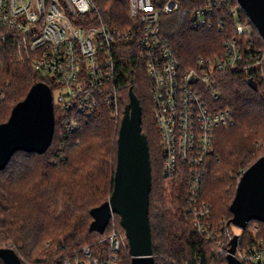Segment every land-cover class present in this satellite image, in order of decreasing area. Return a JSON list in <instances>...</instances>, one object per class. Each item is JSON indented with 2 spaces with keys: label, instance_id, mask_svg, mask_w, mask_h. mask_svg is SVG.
<instances>
[{
  "label": "trees",
  "instance_id": "trees-1",
  "mask_svg": "<svg viewBox=\"0 0 264 264\" xmlns=\"http://www.w3.org/2000/svg\"><path fill=\"white\" fill-rule=\"evenodd\" d=\"M95 2L99 20L121 29L134 24L129 0ZM207 4L208 0H181V7L165 14L161 21L162 33L185 70L208 72L210 63L224 54L227 39L236 38L246 46L256 45L264 51V39L254 24L250 32L239 33L237 16L247 22L249 16L237 0L216 5L211 26L193 27L192 11ZM121 52L117 80L121 88L119 113L102 103L93 116L83 120L80 128L64 134L55 109L56 130L48 150L45 153L19 150L0 170V247L15 249L24 264H62L66 258H82L85 246L94 255L104 256L108 251L107 238L114 229L127 239L118 214L113 215L116 227L112 217L104 233L91 231L90 225L91 209L107 201L114 188L119 128L132 87L142 105L143 131L150 147V221L155 264H227V255L218 252L217 242L199 233L186 212V180L164 177L150 79L135 43L123 44ZM215 76L217 86L213 92L220 94L217 102L233 109L236 123L216 132L202 199L212 206L213 226L222 230L226 224L225 241L229 248L236 234L230 205L240 171L264 153V149L260 153V143L264 142V74L258 70ZM250 78L257 82L256 88L249 84ZM39 81L54 90L49 78L0 43V123L9 119L13 107ZM255 223L262 224L251 220L249 227ZM121 258L122 264H132L128 240ZM0 264H5L1 257Z\"/></svg>",
  "mask_w": 264,
  "mask_h": 264
},
{
  "label": "built area",
  "instance_id": "built-area-1",
  "mask_svg": "<svg viewBox=\"0 0 264 264\" xmlns=\"http://www.w3.org/2000/svg\"><path fill=\"white\" fill-rule=\"evenodd\" d=\"M129 1L134 24L121 29L97 18L100 12L95 0H0V43L52 81L54 107L64 134L80 128L102 103L119 113L118 61L122 45L135 43L151 82L163 175L186 180V212L194 227L208 240L217 242L219 253L227 255L230 247L225 241L226 224L222 230L213 226L212 206L202 199L216 132L236 123L233 109L217 102L220 94L213 92L217 86L215 75L258 70L264 74V51L236 38L227 39L224 54L210 63L208 72L185 70L161 29L163 16L178 10L181 0ZM227 1L208 0L207 6L195 8L191 14L193 27L211 26L215 6ZM252 25L250 18L247 22L237 16L239 33L250 32ZM261 223L249 227V222L246 229L237 227L235 255L243 264H264V222ZM107 239L104 256L94 255L85 246L82 258H66L61 263L122 264L127 240L116 229Z\"/></svg>",
  "mask_w": 264,
  "mask_h": 264
},
{
  "label": "water",
  "instance_id": "water-1",
  "mask_svg": "<svg viewBox=\"0 0 264 264\" xmlns=\"http://www.w3.org/2000/svg\"><path fill=\"white\" fill-rule=\"evenodd\" d=\"M264 39V0H237ZM257 87V82L249 79ZM56 130L52 88L35 83L26 97L0 123V170L19 150L45 153ZM152 164L147 134L143 131V111L139 97L130 87L118 136L117 166L110 198L91 209V231L104 233L114 214L120 216L132 257V264H155L150 221ZM231 224L246 229L251 220L264 222V153L241 175L230 205ZM238 234L232 240L227 264H243L235 255ZM5 264H24L15 249L0 247Z\"/></svg>",
  "mask_w": 264,
  "mask_h": 264
},
{
  "label": "rangeland",
  "instance_id": "rangeland-1",
  "mask_svg": "<svg viewBox=\"0 0 264 264\" xmlns=\"http://www.w3.org/2000/svg\"><path fill=\"white\" fill-rule=\"evenodd\" d=\"M260 145L262 146V148H261V151H260V153L262 152V150L264 149V142H261L260 143ZM245 171V169L244 170H241L240 172L243 174V172ZM241 174V175H242ZM239 179H240V177H239ZM237 180H238V178H237ZM237 182H239V180L237 181ZM115 216H113V223H114V226L113 227H116L115 226V224H117V222H116V219L114 218ZM234 230H235V232L237 233V232H239V229L237 228V227H234ZM126 239V238H125ZM103 240H105V238H103ZM127 240V239H126ZM107 250V249H106ZM107 253V252H106Z\"/></svg>",
  "mask_w": 264,
  "mask_h": 264
}]
</instances>
